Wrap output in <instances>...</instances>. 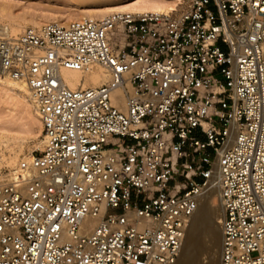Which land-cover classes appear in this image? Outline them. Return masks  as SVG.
Returning <instances> with one entry per match:
<instances>
[{
	"label": "built area",
	"instance_id": "obj_1",
	"mask_svg": "<svg viewBox=\"0 0 264 264\" xmlns=\"http://www.w3.org/2000/svg\"><path fill=\"white\" fill-rule=\"evenodd\" d=\"M0 69L43 137L0 182V264H173L209 184L219 264H264V0L0 24Z\"/></svg>",
	"mask_w": 264,
	"mask_h": 264
},
{
	"label": "bare ground",
	"instance_id": "obj_2",
	"mask_svg": "<svg viewBox=\"0 0 264 264\" xmlns=\"http://www.w3.org/2000/svg\"><path fill=\"white\" fill-rule=\"evenodd\" d=\"M73 3L74 9L67 13L58 12H43L40 14H16L13 12V7L9 5L6 0H0V24L6 26L11 35H17L21 33L25 27L31 26L40 28L42 25L50 22L66 23L71 20H80L84 18L89 19H101L112 13L119 12H156L164 14H177L183 10L188 0H69ZM62 75L66 83L71 88L78 86L85 87L89 85H97L104 82L107 79V75L102 67L95 65L91 69L85 72L62 69ZM0 94H3L6 100H17L14 103L11 111H15L20 104L23 108V113L29 117L31 125H36L41 133V121L36 113L35 103L32 99V95L28 88L24 84L10 80L0 69ZM24 95V97H23ZM26 98L28 99H25ZM43 139V137H42ZM15 141V138L11 139L9 136H5L0 132V150L2 148L7 149L11 142ZM38 141V140H37ZM43 142V140H42ZM33 155V154H32ZM32 155L26 156L23 160H29ZM6 161L10 172L17 167L16 158H9L6 160L2 154L0 156V162ZM5 177L0 176V182ZM218 200L216 206L217 214L220 218L223 209L219 199V192L217 186L209 184L207 190L201 195L197 208L192 216L193 220L188 223L183 243L180 247V251L183 247L184 241H196L200 231L207 226L204 220L207 215H210L209 207L213 206V203ZM215 205V204H214ZM191 218V219H192ZM205 224V225H204ZM215 233V239L213 242V250L211 256V263L219 264V249L221 241V230L218 228ZM219 245V249L217 248ZM183 253V252H182ZM180 254V253H179ZM184 254V253H183ZM182 254V255H183ZM193 256V257H192ZM183 258V257H182ZM180 256L173 264H181ZM194 258L193 253L190 254L188 264Z\"/></svg>",
	"mask_w": 264,
	"mask_h": 264
},
{
	"label": "rangeland",
	"instance_id": "obj_3",
	"mask_svg": "<svg viewBox=\"0 0 264 264\" xmlns=\"http://www.w3.org/2000/svg\"><path fill=\"white\" fill-rule=\"evenodd\" d=\"M9 5L12 6L13 12L16 14H40L43 12L51 11L58 13H67L74 9V5L69 0H6ZM223 48V46H221ZM24 97V95H23ZM25 99L26 96H25ZM28 100V99H27ZM17 100H6L3 94H0V132L9 138H15V141L9 144L7 149L2 148L0 150V156L8 160L9 158H16L18 165L20 160H23L26 156L32 155V151L36 150L38 153L42 147V126L41 133L38 126L31 125L29 117L23 113V108L20 104L15 109L13 104H16ZM38 140V141H37ZM7 173H10V168L6 164V161L0 162V176L5 177ZM218 200L213 203L216 207ZM215 204V205H214ZM210 215L204 220L206 226L208 225ZM194 218V217H193ZM191 219V222L193 220ZM190 222V223H191ZM214 222L218 228L219 216L214 214ZM204 224V225H205ZM221 230V229H220ZM216 230H206L203 234L202 245L195 247L193 252L194 258L190 264H209L211 263V256L213 250V242L215 239ZM192 241H184L183 247L180 251L181 264H188L189 256L184 257V252ZM219 249V245L217 247ZM183 252V253H182ZM183 254V255H182ZM193 257V256H192Z\"/></svg>",
	"mask_w": 264,
	"mask_h": 264
},
{
	"label": "water",
	"instance_id": "obj_4",
	"mask_svg": "<svg viewBox=\"0 0 264 264\" xmlns=\"http://www.w3.org/2000/svg\"><path fill=\"white\" fill-rule=\"evenodd\" d=\"M216 211V207L214 206H210L209 207V212H210V217L208 220V225L205 229H203L202 231H200L198 237L196 238V241L191 243L187 249L184 252V257L189 256L190 254H192L195 251V247H197V245L201 246L202 245V238H203V234L205 233L206 230L208 231H212V230H217V225L214 222V213Z\"/></svg>",
	"mask_w": 264,
	"mask_h": 264
}]
</instances>
